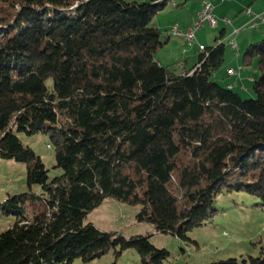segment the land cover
Here are the masks:
<instances>
[{
    "label": "trees",
    "instance_id": "trees-1",
    "mask_svg": "<svg viewBox=\"0 0 264 264\" xmlns=\"http://www.w3.org/2000/svg\"><path fill=\"white\" fill-rule=\"evenodd\" d=\"M168 1L0 0V159L26 163L30 188L3 203L17 219L0 232V264L129 249L163 264L170 253L150 234L85 222L106 198L139 205L138 221L183 239L213 219L219 194L246 192L264 208V40L245 52L259 75L244 99L215 78L224 43L189 70L155 58L165 42L152 22ZM20 133L49 134L59 175L50 179ZM210 264H264V252Z\"/></svg>",
    "mask_w": 264,
    "mask_h": 264
},
{
    "label": "rangeland",
    "instance_id": "rangeland-1",
    "mask_svg": "<svg viewBox=\"0 0 264 264\" xmlns=\"http://www.w3.org/2000/svg\"><path fill=\"white\" fill-rule=\"evenodd\" d=\"M126 1L142 2L151 0ZM173 1L169 0L167 2L165 10L154 18L153 25L157 26L160 23L162 26L173 20L179 21L182 17L190 19L202 0H175L178 3L182 2V6H175ZM219 1L221 2V0ZM200 11L201 9L196 13L195 20ZM215 18L216 25L214 27L205 23L199 32H207L208 34L216 32L219 34L223 27L216 15ZM224 23L227 26L231 24ZM245 30L253 33V28L247 27ZM197 39L198 34L196 40L189 46L195 44ZM228 41L229 39L223 41L220 38L215 40L214 45L224 43L229 46ZM236 43L242 49L241 41L237 40ZM200 45L203 44H198L199 54L205 52L207 47L203 45L205 49L200 50ZM247 49L245 48L244 50L243 47L242 59ZM169 56H171V53L166 48L159 49L155 54V58L162 59L164 65H168L164 58L167 59ZM179 56L183 57L181 54ZM182 64L183 62H181ZM250 70L251 75H253V69ZM228 73L234 74L235 72L231 69ZM245 84L246 89L234 88V90L239 92L244 99L255 98L252 91L253 82L245 81ZM19 136L23 145L30 146L36 155L41 157L49 170L50 179L60 174L61 170L54 168V145L49 134L27 135L26 133H20ZM31 190L38 192L39 186L33 185ZM27 191H30V188L27 184L26 163L14 159H0V232L10 228L17 219V215L8 212L3 203L9 196L22 194ZM256 203L257 199L246 192L219 194L216 197V206L219 209L217 214L212 220L189 231L188 239L177 237L171 233L156 232L152 224L138 221L139 205L119 202L113 198H106L99 207L88 214L85 222L93 223L101 231L119 233L125 237L150 234V241L154 246L159 249H165L170 253L163 264H210L228 258L249 260L250 257L260 256L264 252V208L255 205ZM141 263L140 255L135 250L130 249L124 251L118 258L115 256L114 251H110L91 262L84 263L81 259L73 262V264Z\"/></svg>",
    "mask_w": 264,
    "mask_h": 264
},
{
    "label": "crops",
    "instance_id": "crops-1",
    "mask_svg": "<svg viewBox=\"0 0 264 264\" xmlns=\"http://www.w3.org/2000/svg\"><path fill=\"white\" fill-rule=\"evenodd\" d=\"M204 1L206 0H202L200 4H198L194 15L191 16L190 19L182 17L179 21L173 20L162 26L160 23L157 24L156 27H158L163 34L165 33L164 35L162 34L163 41L165 42L163 48L169 49L171 53V56L168 58L166 57L167 59L164 58L167 64H169V62H177V66H182L183 69L189 70L198 63V44H203L205 46L214 45V42L220 33L217 34L216 32H210L208 34L207 32H199L197 42L192 46H189L190 48L185 46L182 39L170 35L169 33L170 27L174 21L180 22V25L183 27L191 26L195 20L196 13L201 9ZM207 1L213 2L214 13L220 24H222L221 26L223 27L222 30H224V35L221 39L223 41L226 39H234L236 41L239 40L241 41L242 46V49L238 46L237 50L227 46L225 62L215 73V78L221 82V84L232 87V89H246L245 81L253 82L259 75V69L257 67V58L251 59L248 62V65L244 64L242 59V50L243 47L245 50V48L247 49L250 45L264 40V22L260 23L257 28L253 29V33L245 30L247 29L250 20V16L245 12V10L246 8H250L253 13L260 14L264 17V0H229L223 3L219 0ZM173 3L175 6L179 4H181V6L183 5L182 2L178 3L175 0ZM226 17L231 20V24L228 26L223 22V19ZM234 30H238V32H234ZM183 50L186 51L184 52ZM179 54L183 57H180ZM158 61L164 65V61L162 59H158ZM182 61L183 64L181 65ZM231 69L234 70V74L228 73ZM249 69H253V75H251V70L249 71Z\"/></svg>",
    "mask_w": 264,
    "mask_h": 264
},
{
    "label": "built area",
    "instance_id": "built-area-1",
    "mask_svg": "<svg viewBox=\"0 0 264 264\" xmlns=\"http://www.w3.org/2000/svg\"><path fill=\"white\" fill-rule=\"evenodd\" d=\"M222 2H226L229 0H221ZM214 5L210 1H204L202 4L201 11L198 13L196 20L194 21L192 26L183 27L179 22H176L170 27V34L180 35V39H182L185 45H191L197 38L198 32L201 30L202 26L205 23H208L209 26L214 27L216 25V18L213 13ZM245 12L250 16L248 27L257 28L260 23L264 22V17L260 14L253 13L250 8H246ZM224 22L231 23L229 18H224ZM234 32H238V30H234ZM228 45L234 49H238L237 43L234 39H229L227 42ZM200 50H204L205 47L203 45L199 46ZM185 51V50H184Z\"/></svg>",
    "mask_w": 264,
    "mask_h": 264
},
{
    "label": "bare ground",
    "instance_id": "bare-ground-1",
    "mask_svg": "<svg viewBox=\"0 0 264 264\" xmlns=\"http://www.w3.org/2000/svg\"><path fill=\"white\" fill-rule=\"evenodd\" d=\"M171 35H173V36H175V37H179V38H180V35H174V34H171Z\"/></svg>",
    "mask_w": 264,
    "mask_h": 264
}]
</instances>
